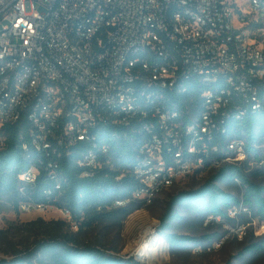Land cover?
<instances>
[{
	"label": "built area",
	"instance_id": "1",
	"mask_svg": "<svg viewBox=\"0 0 264 264\" xmlns=\"http://www.w3.org/2000/svg\"><path fill=\"white\" fill-rule=\"evenodd\" d=\"M263 88L264 0H0V127L26 116L22 147L36 156L18 174L23 213L71 220L26 189L72 152L93 176L110 163L107 140L129 131L145 132L132 166L143 204L186 176L241 164L244 140L220 147L218 136L264 108Z\"/></svg>",
	"mask_w": 264,
	"mask_h": 264
},
{
	"label": "trees",
	"instance_id": "2",
	"mask_svg": "<svg viewBox=\"0 0 264 264\" xmlns=\"http://www.w3.org/2000/svg\"><path fill=\"white\" fill-rule=\"evenodd\" d=\"M262 91L264 93V88ZM28 127L26 116L0 127V198L6 199L16 210L21 198L18 174L36 160L34 154H31L32 160L27 157L28 153L22 147L24 142H29ZM228 128L227 135L218 136L220 147L227 139H243L247 158L259 161L258 146H264V108L248 112L241 119L230 122ZM144 138L145 132L134 130L129 131L126 138L116 136L108 139L110 149L107 157L110 163L91 177L81 176V169L75 162L77 153L62 156L56 177L41 170L35 185L26 189V196L38 203L68 209L80 229L105 221L120 223L143 204L132 199L136 187L132 166ZM245 163L224 164L198 187L169 195L159 218L161 232L157 234L170 247L191 242L199 245L211 240V236L197 239L167 231L172 221L179 218L177 207L183 205L203 217H218L225 221L234 219L230 216L231 212L235 214L244 208L264 218V184L249 179L244 172ZM235 181L240 182L241 196L223 190L218 184ZM116 200L127 202L115 207ZM67 226L64 220L46 221L41 217L24 223L21 230L25 237L22 241L14 243L4 239L6 249L3 252L9 257H0V264H143L136 258L117 255L99 243L80 242L75 234L67 230ZM262 250L264 243L246 248L248 254Z\"/></svg>",
	"mask_w": 264,
	"mask_h": 264
},
{
	"label": "rangeland",
	"instance_id": "3",
	"mask_svg": "<svg viewBox=\"0 0 264 264\" xmlns=\"http://www.w3.org/2000/svg\"><path fill=\"white\" fill-rule=\"evenodd\" d=\"M258 147L260 160L255 161L253 157L248 159L246 156L243 168L249 179L264 184V146ZM219 168L215 166L200 174L186 176L159 194L151 204H142L141 208L134 210L120 223L99 222L85 229H80L72 219H64L54 208H49L44 213H23L14 209L6 199L0 198V257H9L3 252L6 249L5 238L14 243L22 241L25 237L21 230L23 224L41 217L46 221L64 220L68 225L67 230L75 234L80 242L99 243L121 256L134 250L141 229L145 225H152L156 230L152 264H264V250L249 254L246 251L247 247L255 243H264V218L247 209L237 210V213L230 214L234 218L232 221H225L218 217H203L187 205L178 206L176 211L179 218L172 221L167 231L187 234L197 239L211 236L209 242L199 245L191 242L179 247H170L163 237L157 234L161 232L158 226L159 218L164 212L168 196L180 190L198 187ZM218 184L223 190L237 196L242 195L240 182Z\"/></svg>",
	"mask_w": 264,
	"mask_h": 264
},
{
	"label": "bare ground",
	"instance_id": "4",
	"mask_svg": "<svg viewBox=\"0 0 264 264\" xmlns=\"http://www.w3.org/2000/svg\"><path fill=\"white\" fill-rule=\"evenodd\" d=\"M154 236H155L154 228L149 227V225H145L141 229L138 236V240L136 242V246H135L136 248L134 250L137 251V255L140 257L141 261L145 264H152L154 261V255H153Z\"/></svg>",
	"mask_w": 264,
	"mask_h": 264
}]
</instances>
